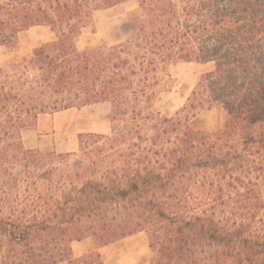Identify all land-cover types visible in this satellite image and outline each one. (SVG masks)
Instances as JSON below:
<instances>
[{
  "label": "trees",
  "instance_id": "16d2710c",
  "mask_svg": "<svg viewBox=\"0 0 264 264\" xmlns=\"http://www.w3.org/2000/svg\"><path fill=\"white\" fill-rule=\"evenodd\" d=\"M130 1L140 12L125 42L78 51L97 12ZM34 27L50 28L55 40L0 68V177L15 168L13 158L25 169L45 167L52 155L23 146L41 116L100 103L111 105L113 135L138 141L137 165L109 185L84 183L64 203L34 207L29 217H1L0 264H105L98 252L74 258L70 243L81 237L68 235L96 205L127 201H142L155 219L134 225L149 233L152 264H264V0H0V47H16ZM183 62L215 69L201 75L175 117H164L154 104ZM215 106L227 113L222 129L195 131L194 121ZM198 171L223 177L195 182ZM177 179L186 181L181 196L157 201Z\"/></svg>",
  "mask_w": 264,
  "mask_h": 264
},
{
  "label": "rangeland",
  "instance_id": "374dc122",
  "mask_svg": "<svg viewBox=\"0 0 264 264\" xmlns=\"http://www.w3.org/2000/svg\"><path fill=\"white\" fill-rule=\"evenodd\" d=\"M139 12L140 7L136 1L97 12L93 22L83 30L76 41L78 51L125 42L131 32V19ZM44 33L50 34L49 30L23 33L16 47H0V68L11 67L42 47L43 45H40L44 40ZM214 69L215 65L211 63L183 62L173 66L172 87L161 94L160 99L154 104L153 111L164 117H175L188 103L201 75ZM226 118L225 109L215 106L194 121L193 129L197 132L215 133L222 129ZM113 128L110 104L41 116L35 127L24 132L23 146L27 151H39L52 156L40 170L25 169L21 163H16V158H13L15 168L0 177V209H4V212L1 210L2 214L0 212V218L17 220L21 216L29 217L28 214L34 207L44 208L47 203L51 206L57 205L58 202L64 203L67 196L74 195L84 183L109 185L125 175L122 172L125 167L130 165L136 169L133 145L137 146L138 141L123 137L117 139L113 135ZM117 129H125L124 122H119ZM103 130L108 133H100ZM80 135L86 136L82 146ZM91 135H103L111 140L91 137ZM142 147L147 151L150 148L147 143ZM59 155H70V157L59 158ZM221 176L223 177L222 173L213 171H198L193 178L195 182L217 185ZM185 182L177 179L173 190L158 192L157 201L169 203L171 197L179 198ZM260 182V192L264 202V177ZM141 203L142 201H127L96 205L93 212L95 216L81 219L73 226L72 230L75 234L68 235L72 238L81 237L70 243L72 256L80 258L95 253L96 249L105 243H115L140 232L147 237L150 244L149 233L134 227L139 221L142 223L155 221L150 212L142 209ZM220 203L218 202L216 207H222ZM201 211L198 209L193 213L198 214ZM146 226L148 225H144ZM159 233L163 234V230ZM56 235L39 239L38 243L41 244L40 242L47 239L52 240Z\"/></svg>",
  "mask_w": 264,
  "mask_h": 264
},
{
  "label": "crops",
  "instance_id": "0c3cea01",
  "mask_svg": "<svg viewBox=\"0 0 264 264\" xmlns=\"http://www.w3.org/2000/svg\"><path fill=\"white\" fill-rule=\"evenodd\" d=\"M35 30H49L51 34L50 35L49 33H44V40H42L40 46L51 43L56 38L55 34L48 27H34L23 33H30ZM23 33H21V35ZM105 104L110 103H100L80 109L92 108L94 106ZM100 133L107 134L108 131L103 130ZM146 238L147 237H144L143 233L140 232L138 234L128 236L110 245L97 248L96 250L100 254L105 264H152L153 253Z\"/></svg>",
  "mask_w": 264,
  "mask_h": 264
}]
</instances>
